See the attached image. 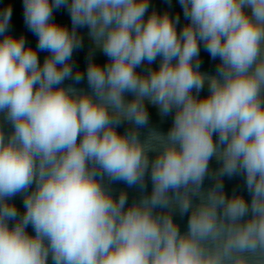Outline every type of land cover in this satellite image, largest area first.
<instances>
[{
	"label": "clouds",
	"instance_id": "clouds-1",
	"mask_svg": "<svg viewBox=\"0 0 264 264\" xmlns=\"http://www.w3.org/2000/svg\"><path fill=\"white\" fill-rule=\"evenodd\" d=\"M178 2L179 31L149 0H23L35 47L0 9V264H264V0Z\"/></svg>",
	"mask_w": 264,
	"mask_h": 264
},
{
	"label": "water",
	"instance_id": "water-1",
	"mask_svg": "<svg viewBox=\"0 0 264 264\" xmlns=\"http://www.w3.org/2000/svg\"><path fill=\"white\" fill-rule=\"evenodd\" d=\"M150 7H149V14L153 9H155L159 13H163L165 11H168L170 15L175 16L177 13L180 15V22L177 26L178 31L179 29L186 23L184 16H183V10L181 5L179 4L178 0H149ZM11 4L12 6V21H11V29L10 31L16 35L19 36L23 34L27 40L28 43H30L33 47L37 44V37L29 31V29L25 26L24 23V17H23V0H0V9L4 8L5 6ZM54 19L57 23L67 25L69 28H71V19L70 15L65 8H60L54 12ZM78 31L83 36V47L79 50L75 51L73 53V59L80 69H85L87 64V56L89 53V50L93 48L92 42L88 38V29L87 28H81L78 29ZM46 53L40 52V60L43 61ZM200 57L202 60L201 64V71L206 72L209 74H212L215 72L216 65L218 63V60H213L210 55L204 50L203 46H201L200 51ZM94 58L95 60L100 63L104 64L107 61V57L99 50H94ZM159 64V60L155 62L153 67H157ZM147 67V65H145ZM140 69H138L139 71ZM71 81H65V84H70ZM77 88H84L87 89V81H83L78 85H75ZM208 93L207 87L204 88V90L200 93L201 96H205ZM130 98V97H129ZM149 115H150V126L166 133L168 129L171 126L172 123V116L168 117H161L158 113V109L151 104L148 105ZM126 125L120 126L118 131L123 132L125 130ZM146 129H141L142 137L144 134H146ZM152 154H150L151 156ZM211 167L213 169L217 168L219 165L217 164L216 160L213 159L211 162ZM212 184V181L210 179H205L204 181V187L207 188ZM224 185L225 190L229 194L233 192V190H236L238 192H243V194L247 197V191L244 188V182L243 178L239 176H234L232 178L225 177L224 178ZM111 188L113 189L114 193L116 195L119 194V191L121 189H126L128 193V199L129 203L133 201V199H138L140 197V191L137 188H128L127 185L116 182L111 185ZM151 190V182L148 181V191ZM14 201L18 208L23 210V200L22 196H16L14 198ZM174 219L177 221V223L180 225L181 231L186 230L187 227V216L180 217L179 215L174 216ZM28 231L31 233L32 228L29 227Z\"/></svg>",
	"mask_w": 264,
	"mask_h": 264
}]
</instances>
